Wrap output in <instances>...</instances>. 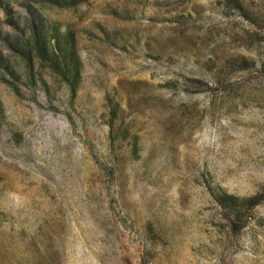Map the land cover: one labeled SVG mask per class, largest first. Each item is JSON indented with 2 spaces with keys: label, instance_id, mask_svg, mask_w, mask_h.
<instances>
[{
  "label": "rangeland",
  "instance_id": "obj_1",
  "mask_svg": "<svg viewBox=\"0 0 264 264\" xmlns=\"http://www.w3.org/2000/svg\"><path fill=\"white\" fill-rule=\"evenodd\" d=\"M0 264H264V0H0Z\"/></svg>",
  "mask_w": 264,
  "mask_h": 264
},
{
  "label": "trees",
  "instance_id": "obj_2",
  "mask_svg": "<svg viewBox=\"0 0 264 264\" xmlns=\"http://www.w3.org/2000/svg\"><path fill=\"white\" fill-rule=\"evenodd\" d=\"M34 43H35V48L37 50V53L40 55V57H42L43 59H50V57H49L50 56V53H49L50 51H49V49L47 47V43L45 42L44 37L42 38L40 36H38V37L35 36L34 37ZM52 66H54L57 69L59 68V65H58L57 62H54L52 64ZM64 71H65V66H63L62 73H64ZM226 198H230L231 199L232 197L228 196Z\"/></svg>",
  "mask_w": 264,
  "mask_h": 264
}]
</instances>
